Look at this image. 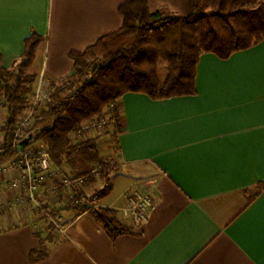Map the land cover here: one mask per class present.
I'll use <instances>...</instances> for the list:
<instances>
[{"label":"crops","instance_id":"1","mask_svg":"<svg viewBox=\"0 0 264 264\" xmlns=\"http://www.w3.org/2000/svg\"><path fill=\"white\" fill-rule=\"evenodd\" d=\"M127 1L0 0L4 66L20 60L35 32L44 38L35 85L62 82L74 72L69 53L121 28L118 8ZM145 1L151 12L191 13V0ZM196 89L195 96L161 101L127 94L117 102L114 143L97 138L101 159L117 164L109 177L110 196L118 195L94 207L113 210L132 233L112 240L89 213L54 204L65 208V231L57 230L47 256L34 261L46 221L19 207L0 216V264H264V193L255 197L264 181V41L228 60L202 56ZM62 168L76 176L94 166L75 160ZM8 181L0 178V206L13 198ZM104 185L95 180L89 197ZM134 192L152 198L147 224L136 226L127 211Z\"/></svg>","mask_w":264,"mask_h":264},{"label":"trees","instance_id":"2","mask_svg":"<svg viewBox=\"0 0 264 264\" xmlns=\"http://www.w3.org/2000/svg\"><path fill=\"white\" fill-rule=\"evenodd\" d=\"M118 14L121 28L102 36L84 51L69 53L73 74L61 86L52 85L49 99L37 109L35 123L27 132L32 135L27 145L41 142L50 147L52 162L58 167L75 160L85 166L98 163L104 187L88 204L70 210L77 215H92L112 240L132 231L113 210L94 207L113 190L107 162L101 159L95 140L79 143L71 134L127 94H143L154 101L195 96L202 56L212 54L228 60L264 41V0H191L187 17L167 9L151 12L145 0H130L119 6ZM43 41L33 32L24 42L20 60L10 68L4 66L0 53V107L6 112L0 126V165L19 154L16 122L34 94L36 75L29 73V68ZM160 64L166 66L163 80L159 77ZM91 173L76 177L90 175L94 182L96 177ZM257 188L255 197L264 193V181ZM46 207L54 217L65 210ZM46 231L45 235L36 233L39 247L30 255L34 261L45 258L47 245L54 242L57 230L49 221Z\"/></svg>","mask_w":264,"mask_h":264},{"label":"built area","instance_id":"3","mask_svg":"<svg viewBox=\"0 0 264 264\" xmlns=\"http://www.w3.org/2000/svg\"><path fill=\"white\" fill-rule=\"evenodd\" d=\"M45 81L42 79L35 97L30 102V105H38L47 99ZM117 103L111 104L100 116H97L87 122L85 133L99 132V128L107 123L110 124L116 116ZM108 117V118H107ZM105 119V120H104ZM98 120L97 123L95 121ZM107 120V122H106ZM35 122L34 112H30L27 116H23L16 122V139L19 145L27 139L28 131L31 130ZM89 132H88V131ZM81 127L71 134V138L81 137ZM77 142V140H76ZM28 144V143H27ZM111 168L108 169L110 171ZM17 172L18 175L10 179L8 188L13 193L11 203L6 206H0V216L5 211H12L15 208L26 207L33 214L41 211L40 217L45 221L51 222L56 230L64 232L67 222H63L60 217H54L51 209L45 205L51 203L49 196L53 194L55 201L62 203L68 209L86 205L89 200L88 185L90 183V175L81 177L66 175L59 167L54 169L50 155V147L44 143H36L19 147V154L11 161L0 165V178L8 176L11 172ZM99 169L92 172V176L99 175ZM49 184L46 190V185ZM54 202L50 207H54ZM153 210V201L150 195L140 192H134L128 197L127 211L134 219V224L140 226L147 224Z\"/></svg>","mask_w":264,"mask_h":264},{"label":"rangeland","instance_id":"4","mask_svg":"<svg viewBox=\"0 0 264 264\" xmlns=\"http://www.w3.org/2000/svg\"><path fill=\"white\" fill-rule=\"evenodd\" d=\"M42 59H41V57L39 56V57H37V59L35 60V62L33 63V65H32V67L31 68H29V73H32V74H35V73H37V71H39V68L42 66ZM165 76H166V66L165 65H163V64H160V72H159V77H160V79L161 80H163L164 78H165ZM63 82V81H62ZM62 82H60V83H58L57 85L58 86H61L62 85ZM39 82L37 83V85H35V87H34V94L30 97V99H29V102H28V105H27V110L24 112V114L23 115H21V117H23V116H27V114L28 113H30V112H34V114H35V119H36V116H37V109H39L40 107H42L43 106V104L49 99V97H50V94H51V91H52V84H50V83H46L45 84V87H44V90H46V94H47V99L45 100V101H43V102H40L38 105H30V102L32 101V99L35 97V95H36V92H37V90H38V86H39ZM116 116L117 115H119L120 116V113H119V108L117 107V109H116ZM98 116H100V115H98ZM20 117V118H21ZM20 118H18V119H20ZM108 118V117H107ZM5 119H6V112L4 111V109H2L1 107H0V126L2 125V124H4V122H5ZM105 120V119H104ZM98 122V120H96L95 121V123H97ZM106 122H107V120H106ZM119 122H120V120L119 119H117V118H114V121H112L110 124H108L107 125V123L106 124H104L103 126H101V128H99V132L97 131V133H95V132H90V133H85L84 131H85V127L88 125L87 123H85V124H83L82 126H81V130H82V133L80 134L81 135V137H76V139H74L75 140V142H76V140H77V142H81V141H86V140H95L96 142H97V138H99V136H104L105 137V140H109L110 141V143L109 144H111L112 143V137L115 139L116 137H117V134L119 133ZM35 123V122H34ZM88 131V130H87ZM89 132V131H88ZM108 135V136H107ZM95 137V139H93ZM0 140H1V134H0ZM114 143V142H113ZM112 143V144H113ZM111 144V145H112ZM105 154V152H99V154ZM110 153H112V152H110ZM101 156V155H100ZM106 162V161H105ZM87 165V164H86ZM116 163L115 162H110V163H107V166H108V169L109 168H111V170H115L116 169ZM92 166H94V168L92 169V172L94 171V170H96V169H99L100 167H99V165H98V163H95L94 165L92 164V165H87L86 167H92ZM53 167H54V169H56V167H58V166H56L54 163H53ZM59 168H61V167H59ZM62 170H63V172L66 174V175H71V174H68V172L67 171H65L63 168H61ZM100 170V169H99ZM14 173L16 174V175H14ZM92 174V173H91ZM18 175V173L15 171V172H11L10 173V175L8 176V178H9V181H8V184H9V182H10V179H13L15 176H17ZM71 176H73V175H71ZM94 177H96V180H98V179H101V174H99V175H97V176H94ZM2 178V177H1ZM5 178V177H4ZM112 179L114 178V176H112L111 177ZM94 184H95V181L93 182V181H91V179H90V183H89V185H88V187H87V189H91V187L93 188V186H94ZM48 187H49V184H47L46 185V190L48 189ZM9 189V188H8ZM93 190V189H92ZM98 190H100V189H98ZM98 190H96V191H98ZM95 191V192H96ZM53 194H46V196L48 197L49 196V199H50V201H51V203H47L45 206H49V204H53L54 202H56L55 201V197L54 196H52ZM93 195H94V193H93ZM113 195H118V193H116V194H112V196H108V197H106L105 198V200L106 199H108V198H112L113 197ZM109 200V199H108ZM59 202H56V204H58ZM60 205H62V203H59ZM63 206V205H62ZM50 207V206H49ZM64 222V221H63ZM47 224H48V222H46L45 223V227H43V228H45V230H46V227H47Z\"/></svg>","mask_w":264,"mask_h":264},{"label":"water","instance_id":"5","mask_svg":"<svg viewBox=\"0 0 264 264\" xmlns=\"http://www.w3.org/2000/svg\"><path fill=\"white\" fill-rule=\"evenodd\" d=\"M31 137H32V135H29V137H28L27 139H25V140L19 145V147L21 148V147L27 145V143L29 142V140L31 139Z\"/></svg>","mask_w":264,"mask_h":264}]
</instances>
